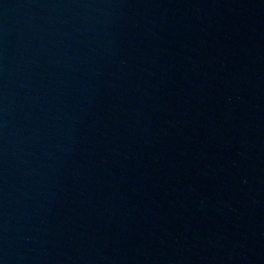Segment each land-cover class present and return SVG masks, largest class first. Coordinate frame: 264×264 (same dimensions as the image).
I'll return each mask as SVG.
<instances>
[{"label": "water", "instance_id": "1", "mask_svg": "<svg viewBox=\"0 0 264 264\" xmlns=\"http://www.w3.org/2000/svg\"><path fill=\"white\" fill-rule=\"evenodd\" d=\"M0 264H264V0H0Z\"/></svg>", "mask_w": 264, "mask_h": 264}]
</instances>
